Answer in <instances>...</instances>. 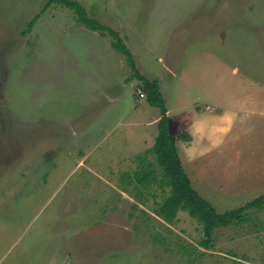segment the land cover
<instances>
[{
    "label": "rangeland",
    "instance_id": "rangeland-1",
    "mask_svg": "<svg viewBox=\"0 0 264 264\" xmlns=\"http://www.w3.org/2000/svg\"><path fill=\"white\" fill-rule=\"evenodd\" d=\"M77 1L159 80L193 187L219 212L264 194V0ZM47 2L0 0V264H264V209L206 248L187 212L155 214L168 187L123 183L160 110L109 35Z\"/></svg>",
    "mask_w": 264,
    "mask_h": 264
},
{
    "label": "trees",
    "instance_id": "trees-1",
    "mask_svg": "<svg viewBox=\"0 0 264 264\" xmlns=\"http://www.w3.org/2000/svg\"><path fill=\"white\" fill-rule=\"evenodd\" d=\"M61 5L73 10L77 20L86 27L99 31L102 35H109L112 47L121 53L131 69V79H137L146 101L153 107L160 110V117L157 121L158 133L154 145L144 154L137 156L138 165L134 171H125L121 174L123 183L132 186L133 189L142 193L143 189L153 184L159 187L169 188V194L161 202L156 203L154 212L168 223L176 221L178 212L185 211L203 225L205 238L201 244L210 248L213 235L217 228L228 227L229 225L246 221L247 214L253 209H264V194L259 195L244 205L219 212L217 208L204 198L192 185L191 179L186 173L175 139L169 132V116L166 99L161 91L159 80L150 79L143 75L135 61V57L119 31L109 25L102 23L99 19L91 17L87 9L77 0H48L43 11L51 5ZM38 15L28 23L31 28ZM182 140H190L188 131H182L177 136ZM149 153L155 156L156 162L149 159ZM157 166L162 169L159 177ZM125 190L127 188L125 187Z\"/></svg>",
    "mask_w": 264,
    "mask_h": 264
}]
</instances>
